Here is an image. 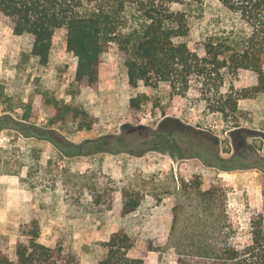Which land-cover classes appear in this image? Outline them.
<instances>
[{
    "label": "rangeland",
    "instance_id": "obj_1",
    "mask_svg": "<svg viewBox=\"0 0 264 264\" xmlns=\"http://www.w3.org/2000/svg\"><path fill=\"white\" fill-rule=\"evenodd\" d=\"M219 12L208 2L205 19L192 17V49L215 28ZM66 40L67 31L58 30L43 66L31 55L32 37L14 36L11 23L0 18V118L12 125L0 130V249L16 259L21 224L33 217L41 242L61 244L81 264L106 258L115 227L130 232L129 255L145 254V264H178L183 250L205 240L218 247L248 244L252 210L264 214V172L212 166L214 156L228 160L235 152L222 115L192 94L172 96L168 84L132 88L116 44L102 57L98 89L80 86L78 59ZM261 77L264 70L242 72L223 91L231 84L238 90L257 86ZM141 95L142 107L133 112L130 100ZM238 116L251 134L245 158L264 155V92L240 101ZM21 125L76 144L113 136L114 148L121 137L128 151L67 157L50 141L23 135L16 129ZM131 195L140 206L122 216Z\"/></svg>",
    "mask_w": 264,
    "mask_h": 264
},
{
    "label": "trees",
    "instance_id": "obj_2",
    "mask_svg": "<svg viewBox=\"0 0 264 264\" xmlns=\"http://www.w3.org/2000/svg\"><path fill=\"white\" fill-rule=\"evenodd\" d=\"M208 2L218 6L220 16L212 19L215 28L206 31L192 49L188 43L191 19H205ZM0 18L11 23L14 36L32 37L31 55L43 66L50 62L56 32L65 29L67 49L78 59L75 80L94 90L100 83L102 57L116 44L132 88L141 83L147 87L168 84L172 96L192 94L196 102H205L211 113L222 115L232 130L235 152L228 160L214 156L212 166L264 172V155L255 152L254 160L245 158L251 134L240 128L238 116L240 101L264 92L263 77L257 86L238 90L231 84L228 92L223 91L226 83L238 79L242 72L263 75L264 0H0ZM143 101L142 95L133 97L130 109L139 111ZM9 119L0 118V130L12 127ZM16 129L27 137L50 141L67 157L128 151L121 137L115 138L117 143L111 148L113 136L76 144L51 130L30 125ZM200 157L205 159V154L200 152ZM128 197L122 211L125 217L140 206L139 199ZM252 212L248 244L218 247L205 240L196 250H183L178 264H264V214L256 209ZM40 237L37 217L22 222L16 259L0 249V264H81L80 258L61 244L50 247ZM105 245L106 258L95 264H145V254L137 258L129 255L134 237L124 227H115Z\"/></svg>",
    "mask_w": 264,
    "mask_h": 264
},
{
    "label": "crops",
    "instance_id": "obj_3",
    "mask_svg": "<svg viewBox=\"0 0 264 264\" xmlns=\"http://www.w3.org/2000/svg\"><path fill=\"white\" fill-rule=\"evenodd\" d=\"M5 193V192H4ZM4 193H1V194H4ZM9 194V197L12 198V200L15 198L14 195H11L9 192H7ZM42 233V232H41ZM40 241H41V237H40ZM43 243V242H42ZM52 247V246H50Z\"/></svg>",
    "mask_w": 264,
    "mask_h": 264
}]
</instances>
